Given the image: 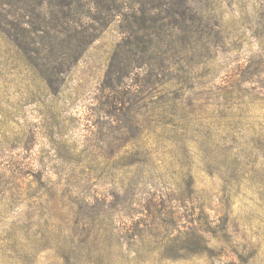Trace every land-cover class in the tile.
I'll return each instance as SVG.
<instances>
[{"label":"rangeland","instance_id":"obj_1","mask_svg":"<svg viewBox=\"0 0 264 264\" xmlns=\"http://www.w3.org/2000/svg\"><path fill=\"white\" fill-rule=\"evenodd\" d=\"M95 1H0V264H264V0Z\"/></svg>","mask_w":264,"mask_h":264},{"label":"trees","instance_id":"obj_2","mask_svg":"<svg viewBox=\"0 0 264 264\" xmlns=\"http://www.w3.org/2000/svg\"><path fill=\"white\" fill-rule=\"evenodd\" d=\"M1 1V3H2V5L3 6H7L8 5V3L6 2V0H0ZM94 2H96L95 0H93ZM97 3V2H96ZM9 16H8V13H5V15L3 16V17H1V20H3V21H5V25H6V27H4L5 29V31L7 32V33H9L8 31H9V29H10V26L13 24V23H10V21L8 20L9 18H8ZM86 18H89V19H92V20H95L94 18L95 17H93V16H89V17H86ZM70 19H68L66 16L64 17V19L63 20H60V22H57L58 23V25H57V28L58 27H60L61 28V30L60 31H57V32H55V34H49L48 32H45V29H44V32H43V28L42 27H40L39 29H37L36 30V32L34 33V32H32L31 34L32 35H34V34H37V33H39V32H41L42 31V33H44V34H49L50 36H51V38H53L56 42H58L59 41V38H61V35H63V36H65V37H68L67 36V34H65L64 32H65V27L67 26V24L69 23V22H74V24H77L78 26H81V25H83L82 23H81V21H78V20H72V21H69ZM28 23V22H27ZM23 25H26V22H24L23 23ZM47 26V25H46ZM45 26V27H46ZM62 26H63V28H62ZM9 27V28H8ZM44 27V28H45ZM51 30H54V28H51ZM55 31H56V29H55ZM65 34V35H64ZM68 35H72V36H74V37H77V36H79L81 39L82 38H84V39H86V35H84V32L83 31H75V32H73V33H71V34H68ZM69 38V37H68ZM88 39V41L85 43L86 45H88V44H90L91 42H93L95 39H96V37L95 36H90L89 38H87ZM42 44L41 45H44V46H46L45 48H41V50H42V52H48L49 51V49H50V51H53V46H48L47 45V41L45 42V40L43 39L42 40V42H41ZM80 43H81V41H80ZM83 43V42H82ZM81 43V44H82ZM33 44V43H32ZM48 47V48H47ZM79 48V47H78ZM49 51V52H50ZM49 52L47 53V55L49 56ZM46 58H48L47 56H44L43 57V61L44 60H47Z\"/></svg>","mask_w":264,"mask_h":264}]
</instances>
